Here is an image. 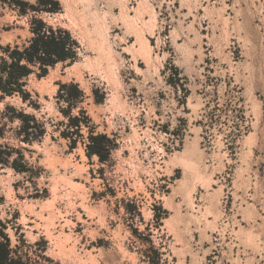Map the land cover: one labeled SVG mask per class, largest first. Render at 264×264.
<instances>
[{
  "label": "rangeland",
  "instance_id": "rangeland-1",
  "mask_svg": "<svg viewBox=\"0 0 264 264\" xmlns=\"http://www.w3.org/2000/svg\"><path fill=\"white\" fill-rule=\"evenodd\" d=\"M56 1L35 17L75 60L30 76L26 103L0 99V142L26 161L0 168L11 246L28 264H264V0ZM33 16L0 7V44L26 43ZM6 104L44 124L39 141L16 139Z\"/></svg>",
  "mask_w": 264,
  "mask_h": 264
},
{
  "label": "trees",
  "instance_id": "trees-1",
  "mask_svg": "<svg viewBox=\"0 0 264 264\" xmlns=\"http://www.w3.org/2000/svg\"><path fill=\"white\" fill-rule=\"evenodd\" d=\"M56 4H58L56 0H36L35 4L29 6L30 10L34 11V16L29 20L31 36L27 42L22 45L0 44V99L18 96L23 103H26L31 95L27 90V81L30 76L41 78L58 63L69 65L75 60L76 51L72 47L70 33L60 27L53 28L41 18L35 17V14L42 11H52L51 6ZM26 5H28L27 2L23 0H0V7H9L18 15L28 14L30 10ZM69 86H72V83L60 84L56 95L67 104L63 114L68 118L67 126L70 130L67 133L63 132V137L72 135V125L76 127V130L80 129L78 117L71 115L73 98L72 92L67 91ZM5 110L16 113V116H8L7 121L13 123L17 119L15 137L19 142L32 144L41 139L45 133V127L34 114L26 112L24 108L16 109L8 104L5 105ZM1 128L0 138H3ZM70 139L72 142L71 137ZM85 146L86 155L91 157L95 154L100 162L107 160L111 149L104 134H89ZM14 152L18 153L16 157H13ZM4 167L22 173L26 170V161L20 149L0 142V168ZM0 264H28L27 259L17 252L16 247L11 246L9 237L1 230Z\"/></svg>",
  "mask_w": 264,
  "mask_h": 264
}]
</instances>
